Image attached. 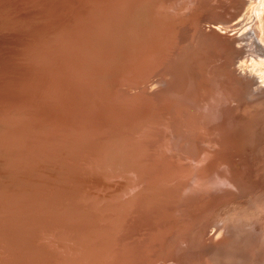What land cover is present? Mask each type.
<instances>
[{
  "label": "bare ground",
  "instance_id": "bare-ground-1",
  "mask_svg": "<svg viewBox=\"0 0 264 264\" xmlns=\"http://www.w3.org/2000/svg\"><path fill=\"white\" fill-rule=\"evenodd\" d=\"M97 1L0 0V264H37L34 259L29 260L28 254L36 250L38 256L42 251L38 248H45L43 244L50 248L47 237L68 248L71 245V249L75 240L82 241L81 236L93 238L92 229L88 227L95 218L93 215L89 222L86 220L88 226L85 223L82 225L80 235L76 231V238L75 227V230L73 227L65 228L74 221L68 219L61 198L65 195L67 203L73 204L75 198L80 197L76 189L81 179L87 180L88 186H94L89 178L93 174L90 171L93 157L88 148L98 141L93 126L83 118L82 121L77 119L80 113L72 108L71 100L78 98L76 91L83 82L82 78L90 74L94 67H105V74L109 68L116 71L120 66L116 52L121 46L123 52L120 60H129L127 64L131 65L136 61L137 64L151 51L149 43H154L158 36H168L166 42L174 47H179L177 40L180 34L183 37L197 31L196 34H207L211 29L222 38L219 42L204 43L199 52L204 58L193 62L198 77L194 79L182 73L183 77H188L184 79L185 84H179L183 90L170 94L165 100L167 85L152 80L139 92L142 98L146 97L144 100L154 103L148 114L129 116L128 119L118 110V113H110L115 122L111 130H114L113 136L121 153L118 156L108 153L109 168L105 170V175L98 178L103 180L100 187L105 185L117 201L114 211L104 210V214L108 215L104 226L115 228L116 237L124 243V246H119L117 264H186L185 254L179 247L175 252L170 238L177 232L187 231L188 224L189 227L201 225L208 217L210 204L217 201L210 196L229 188L228 178L234 182L240 176L241 162L250 161L245 134L241 137L231 136L224 130L234 124L232 120L239 116L233 115L241 113L244 102L245 106L252 105L249 106L250 111L251 107L264 102V87L259 82H264V78L252 71L256 69L264 75V66L260 64L255 69L249 65L240 66L242 61L252 62L253 52L243 51L241 46L248 43L244 45L247 48L254 40L250 42L251 36L237 39V36L229 35L226 27L236 17L221 16L210 23H203V30H197L189 27V13H193L196 5L208 10L206 3L211 0H140L129 8L128 23L116 34L115 44H111L113 48L102 43L101 36L96 47V43L91 41L98 40V35L93 33L96 20L89 18L83 22L79 12L83 11V7H87V11L90 8L96 10ZM232 1L224 0L227 3L225 7L229 8ZM74 15L78 16L75 18ZM183 24L187 26L182 28ZM164 26L169 29L161 33L160 29ZM93 27L95 29L91 31ZM74 33L76 35L72 37ZM227 47L239 50L240 55L228 56L230 59L227 58L229 61L224 64L227 66L220 65L223 58L217 59V52L219 56L225 54ZM68 54L76 57L80 63L82 57L85 59L77 67L73 64L74 60L68 59L72 99L67 100L66 105L62 103L59 109V104H56L57 88L52 77L56 67L54 61L58 59V64L65 63V59L70 57ZM193 58L181 62L180 66L185 68ZM215 59L219 64L218 69L210 66L217 64ZM255 63L259 64L257 61ZM135 73L126 72L127 76H136L132 81L138 78ZM51 82L54 84L52 87ZM152 84L156 88L147 92ZM240 91L241 94L238 93ZM132 98H125L128 101L123 105H133L135 102ZM237 99H241L239 105L243 103L240 109L235 102ZM233 102L237 109L232 106ZM232 107V111H237H233L235 114L231 111ZM260 109L264 116V106H260ZM186 117L192 121V127L188 126ZM97 121L107 126L112 123L108 118ZM86 188L87 198L97 195L96 191ZM244 189L245 192L249 191L245 183L241 184V190ZM246 202L248 213L245 218L251 227L243 217H238L241 222L232 225L235 229L232 233L228 220H225L226 224L223 221L222 225L215 215L211 220L215 224L205 230L208 233L211 229L216 230L217 238L214 241L221 238L220 234L226 230V235H230V238L227 237L229 239L225 238L226 243L229 240L234 245L233 254L230 248L225 250V245L219 242L217 250L206 251L202 246L206 242L203 238L202 245L198 241L192 245L193 250L200 247V251H193L192 255L201 257L202 264H207L205 256L211 261L214 259V264H244L243 259L261 252L263 245L256 229L259 215L254 216V206ZM112 211L114 214L111 215ZM140 219L145 220L152 234H139L128 226L129 222L138 224L137 220ZM64 220L67 222L62 224ZM243 224L244 228L240 230ZM196 231L199 236H207L199 226ZM70 238L74 241H69ZM38 239L39 246L36 245ZM164 246L168 251L173 250V254L163 253ZM249 248L251 251L247 253ZM226 251L234 255L232 260L226 258Z\"/></svg>",
  "mask_w": 264,
  "mask_h": 264
},
{
  "label": "rangeland",
  "instance_id": "rangeland-1",
  "mask_svg": "<svg viewBox=\"0 0 264 264\" xmlns=\"http://www.w3.org/2000/svg\"><path fill=\"white\" fill-rule=\"evenodd\" d=\"M139 1L140 0H98L96 4L98 6L96 10L90 8L89 11H87V7L82 6L84 8L82 12L87 11L84 12V14H82V12H79V15L83 16V22H86L89 18L90 20L92 18V20H96L94 22L96 29L93 27L91 30L93 31L95 29L93 33H95V35H98V40H91L96 43V47H98L100 36L103 40L102 43L108 46L111 44H115L116 34L119 33V30L123 29V27L126 26L128 23L127 17L129 8L135 6V4H133L135 2L138 4ZM239 1L240 0L232 1L228 8L225 7L227 6V3H225L224 0H211L210 3H206V5H208V10H205V8L200 5H196L193 13H189V15H191L189 27H194L197 30H203V23H210L216 18H221V16L222 18L229 15L236 17L235 20H232L233 23H231L230 26L229 24H226L225 26H229L226 27L229 29V35L232 34L231 36H237V39L238 37L240 39L242 37L251 36L250 42L254 40L252 43H250L251 45L249 44V46H247V48L244 47V45H248V43L242 44L243 46H241V49L243 51H250L249 53H253H251L252 55L250 54L252 58H248L249 60L251 58L252 60L250 61L252 62L245 63V61H242L240 66L249 65L253 66L255 69L259 67L260 64V66H264V47H262V43L264 46V0H251V2H247L248 0H241V2L244 1V4L243 2L241 3ZM249 3L251 4L248 5ZM68 10L70 14L71 10L69 6ZM232 13H235L236 15ZM245 13L247 16L245 15ZM77 16L78 15H74L75 18ZM209 25L211 26V24ZM209 25L207 24L206 26ZM185 26L187 25L183 24L182 28H184ZM97 27H101V29ZM212 27H214L213 29H217L216 26L212 25L210 28ZM250 27L252 30L250 29ZM254 27L255 30L260 34L253 30ZM167 29L169 28L164 26L163 29H160V32L165 33L167 32ZM235 29L238 31L236 32ZM197 32H195V34L194 32H192L186 35L185 37L180 34L177 40L180 48L174 47L171 43H167L166 40H169L168 36H158L154 43H149L151 51L147 53V55L142 60H138L139 62L137 64H135L137 61L129 65L127 64L129 60H120L121 54L123 52L121 46L116 52V57L119 58L118 61L120 62V66L116 69V71L113 72L111 71V68H109L107 74H105V67H94L93 71L90 74H87L82 78L83 82L80 83L79 90L76 91V93L78 94V98L73 97L72 99V95H70L72 92V90L70 89L71 76L70 73L67 71L69 70V68H67V64L69 63V60H71L72 62L74 60L73 64L77 67L84 61L85 58L82 57V62L80 63L76 57L74 58V56H70V54H68V56L70 57L65 59V63L67 61L66 64L64 62L62 64H58V59L54 61L56 67L53 71L52 77L55 81V88H57V91H55V93H58L57 95L55 94L56 104H59V109H61L62 103L66 105L67 100L72 99V108L79 110L78 114L80 113L78 116H76L77 119H80L81 121L84 119L88 122L90 126H93L95 138L98 140L96 141V144L92 143L88 148L89 152L93 157L92 162L90 164V171L93 172V174H91L92 176L89 178L90 181H92V183L94 184V186H88L87 180L81 179V183L78 185L79 187L77 186L78 188L76 189V191H78L77 194L80 197H76L73 204L70 203L69 205V203H67L68 200L65 195H63L61 198V202L65 204L64 210H66V212H68V215L71 216H68V219L70 220L71 218V221H74V224L65 228L73 227L74 229L75 227L76 230L74 229V236L76 238V236H78L76 231H78L80 235L82 231L81 227L83 228L84 223L88 224L93 215L95 216V218H92V221L90 222V224H92L91 227L86 224L89 228L92 229L91 235L93 233V238H86L85 236H81L80 238L82 239V241L77 242L75 240V243H73L74 246L72 245L74 248L71 249V245L68 248L63 243L56 242L54 238L47 237L48 241L51 244V247L47 248V246H44L43 244V247L45 248H38L42 250L40 253H38V256L36 255V250L32 251V254L31 252L28 254L29 260L34 259L37 264H117V262H119V246H124V243H121L119 237H116L117 230L115 228L112 229V226L106 228L104 226V221H106V217H108L107 214H104V210L112 209L114 211L116 208L117 201L105 185L102 188L100 187V184L103 182V180L98 178L99 176L105 175V170L109 168V164H107L109 162V158L107 157L108 153H113L117 156L121 153L120 150L117 149V140L113 136L114 133L112 131L114 130H111L112 127L115 126V122H113L114 118L110 113H118V110L120 113L125 114V118L128 119L129 116H144V114H148L150 112L149 108L150 106L154 105V103H152L151 101L144 100L146 97L142 98L141 95L138 94L142 89L146 88L150 83H152V80L153 82L158 80L161 82L162 85H167L166 96H164L163 98L167 100V97L170 94L172 95L174 94V92L183 90L179 86V84H185V80H187L188 77H183L182 73L196 79L198 77V71L195 69L193 62L196 61L198 58V61L204 58V55H199V52L204 46V43L213 42L214 40L219 42L222 40L221 36L216 34V32L212 31L211 29L208 30L207 34H201V32L196 34ZM74 35H76V33H74L72 37ZM258 39H260L262 42ZM151 45H153L155 48L152 49ZM256 52L258 53L256 54ZM58 55L59 54H57V56ZM234 55H240L239 50H234V48L227 47L225 49V54L223 53L219 56V53L217 52V59L223 58L220 65H224L225 63H227V61H229L228 59H230ZM192 57H194L193 60L185 68H182L180 66L181 62L186 61ZM259 57L261 60L259 59ZM224 58H226V61ZM138 59L140 58L138 57ZM217 59H215V63H217ZM253 60H256L257 62H259V64L257 65L255 63L256 61ZM109 61L113 62V60L111 59ZM218 65L219 64L217 63L211 64L210 66H215V68L213 69H218ZM255 70L252 69L254 74L262 76V78H264L262 71L256 70L258 72L256 73ZM127 71L136 72L134 75H137L138 78L135 81H132V78L136 76H127ZM199 71L204 70L200 69ZM98 75L102 77L97 78ZM259 82L261 86L264 87V82ZM53 85L54 84H52L50 87H52ZM154 88H156V85L152 84V86L147 90V92L154 90ZM242 92L247 93L246 91ZM238 93L241 94V91ZM134 95H138L137 98L140 97V99L134 97L132 98V96ZM82 98L83 101H81ZM125 98H132L133 102L135 103L130 106L123 105L124 103H127L125 101H128V99ZM238 101L239 99H237L235 102H237L238 104L240 103L241 99L239 102ZM235 102H233L234 104L232 103L234 109L237 107V105H235ZM242 104V102L240 105L238 104L239 109L241 108ZM245 104L246 102H244L243 104L244 108L240 109L241 113L237 112L236 110H233L237 112L236 115H233V117H239H234V120H232L234 121V124L226 127V130L224 131L225 133H228L231 136L233 135L241 137V135L245 134L244 137H246V142L248 144V147L250 148V153L248 154L250 161L246 160L245 163L241 162L240 165L242 166V168H240V176H238L234 182H232V179L231 181H229L228 178L227 183H230L229 188L223 189L219 192H214L213 194L211 193L212 195L210 197H214L213 199L217 201L213 205L210 204L211 207L208 211L209 213L207 212L209 214H207L208 217L205 221L201 223V225L198 226L200 230H209L211 224H215L214 222L211 223V220L215 217V215L216 218H220L218 219L219 222H222V225L223 221L225 223V220H228L229 227L232 230V233L235 232V229H233L232 225L236 224L237 221L241 222L238 220V217H243L244 222L250 226L247 221V218H245L248 213V205H246V201L250 202L252 206H254L252 212L253 215H259L256 223V229L261 238V245H263V248L261 252L258 251L257 254L243 259L242 263L249 264L254 261L252 264H257L258 262L259 264H264V116H262V110L260 109V106H264V102L259 104L257 107H251V111L249 110V106L252 105L250 104L245 106ZM232 109L233 107L231 108V111ZM239 109L238 111H240ZM233 111L232 113L235 114V112ZM104 118H108L109 121L112 123L107 126V124L105 125V123L103 124L101 121H97V119L99 120ZM73 119H75V116L73 117ZM185 119L187 120L188 126L192 127V121L189 120L188 117H186ZM95 128L98 130L96 131ZM260 144L263 146H261ZM256 149L258 150L253 151ZM243 183L247 185V188L249 189L248 192H245V189L241 190V184ZM86 187H89V189L96 191L97 195L94 198H87L86 194L88 193V191H86ZM52 193L54 194V191ZM60 193L57 192L56 194ZM58 199L60 200V197H58ZM113 211L110 213L111 215ZM64 221L65 222L61 221V223L64 224L67 222L66 220ZM147 221L149 223L148 219ZM137 222L138 224L134 222H129L128 226H131V228L136 229V231H138L137 233L139 234H152L151 230L147 229L148 225H146L144 219L137 220ZM198 226L189 227L188 224L187 231H180L179 229V234L177 232L169 240V242L174 243L175 247H173V249L175 250V252L177 251V247H179L182 253L185 254L186 264H202L201 257H198L195 254L192 255L193 251H200V247L193 250L194 247L192 245L197 241L201 242L202 245L203 238L204 240H206V242L202 246L206 249V251L217 250V246L222 243V245H225L224 249L229 250L230 248V253L233 254L234 245L230 243L229 240L228 243H226L227 240L225 238L230 236L226 235V230L223 231L222 234H220L221 238H219L218 240L216 239L217 241H214L215 238H217L215 229H211L210 233L205 231L208 237L206 235L202 237V234L200 236L197 235L196 230ZM225 228H227V226ZM243 228L244 224L242 225L240 230H242ZM240 230H238L237 232H240ZM65 234L67 235L68 232L66 231ZM194 236H196V238H194ZM39 240L40 239H38V242L36 244L37 246L40 245ZM68 240L71 242L74 241L73 238H70ZM27 244L29 245V242ZM213 244H215V246ZM250 251L251 249L249 248L247 250V253H249ZM167 252H169V254L171 255L173 254V250L171 251L169 249L168 251V249L164 246L163 253L166 254ZM209 253L207 255H209ZM225 253L226 258H231L230 260H232V257L234 255L228 254L227 251ZM76 256H78L79 259L78 257L76 258ZM74 258H76L75 261L77 260L75 263ZM187 259L189 260L188 262ZM256 259H258V261H255ZM205 260L207 264H214V259L211 261L208 256H205Z\"/></svg>",
  "mask_w": 264,
  "mask_h": 264
}]
</instances>
